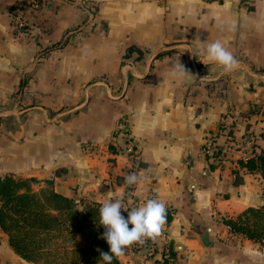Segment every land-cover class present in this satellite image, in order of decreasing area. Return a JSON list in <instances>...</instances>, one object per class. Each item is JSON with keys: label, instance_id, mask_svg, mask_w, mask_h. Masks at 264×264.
<instances>
[{"label": "crops", "instance_id": "crops-1", "mask_svg": "<svg viewBox=\"0 0 264 264\" xmlns=\"http://www.w3.org/2000/svg\"><path fill=\"white\" fill-rule=\"evenodd\" d=\"M216 40L234 70L207 59ZM209 136L220 162L202 152ZM262 148L264 0H0V177L50 179L76 201L119 196L127 214L163 201L161 234L122 264H264V245L223 221L264 204L260 175L243 166ZM0 264H32L1 227Z\"/></svg>", "mask_w": 264, "mask_h": 264}, {"label": "trees", "instance_id": "trees-1", "mask_svg": "<svg viewBox=\"0 0 264 264\" xmlns=\"http://www.w3.org/2000/svg\"><path fill=\"white\" fill-rule=\"evenodd\" d=\"M243 166L260 175L264 188V148L253 151ZM38 182L33 177H0V227L13 251L32 264H105L101 251L110 253V245L99 223L102 203L81 199L77 204L56 192L52 180L35 189ZM121 215L128 217L122 210ZM223 221L232 233L264 245V204ZM112 264L122 263L114 257Z\"/></svg>", "mask_w": 264, "mask_h": 264}, {"label": "clouds", "instance_id": "clouds-1", "mask_svg": "<svg viewBox=\"0 0 264 264\" xmlns=\"http://www.w3.org/2000/svg\"><path fill=\"white\" fill-rule=\"evenodd\" d=\"M226 23L229 31L236 30L235 21L221 20L219 26L223 28ZM205 53L210 62L218 63L226 72H230L238 66V60L220 40L207 43ZM175 72L179 75L187 72L178 59L175 64ZM124 181L127 186L132 187L138 183V176L135 173H130L125 176ZM76 203L78 204L79 201L77 200ZM128 208L129 206L123 198L117 196L105 200L99 209V223L106 229L103 238L110 245V253L101 251V258L105 264H112L114 257L118 259L125 255L126 249L134 243L142 244L146 239L155 240L161 234L166 223V206L159 199H147L141 206L131 207L128 217L125 218L121 215V209L127 211ZM129 224L132 225L131 228H129Z\"/></svg>", "mask_w": 264, "mask_h": 264}, {"label": "built area", "instance_id": "built-area-1", "mask_svg": "<svg viewBox=\"0 0 264 264\" xmlns=\"http://www.w3.org/2000/svg\"><path fill=\"white\" fill-rule=\"evenodd\" d=\"M37 1H39V0H33V2H37ZM206 1L220 2L223 0H206ZM10 11H11L13 22H14L15 26L18 29L24 28L27 23L22 18V16L18 15L16 8L13 7V8H11ZM220 124L221 125H220L219 130L225 131L226 128L224 125L225 124L224 118L221 119ZM225 134H227V131L225 132ZM227 136H229V134H227ZM229 137H231V136H229ZM128 151H129L130 155L132 156V160L134 161L135 155H136L135 151L132 148H128ZM224 151H225V148L222 145L217 144L212 136H209L205 139L203 147H202V152L208 159H210V161L220 162L223 159ZM149 247H150V253H152L154 251V247L152 245H149ZM169 258H170L169 247H166L162 252V259L165 261V260H168ZM163 264H165V263L163 262Z\"/></svg>", "mask_w": 264, "mask_h": 264}, {"label": "rangeland", "instance_id": "rangeland-1", "mask_svg": "<svg viewBox=\"0 0 264 264\" xmlns=\"http://www.w3.org/2000/svg\"><path fill=\"white\" fill-rule=\"evenodd\" d=\"M43 185V184H42ZM40 186V184H33L34 188H38Z\"/></svg>", "mask_w": 264, "mask_h": 264}]
</instances>
